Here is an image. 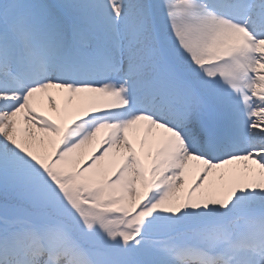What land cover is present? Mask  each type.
<instances>
[{
  "label": "snow or ice",
  "instance_id": "obj_1",
  "mask_svg": "<svg viewBox=\"0 0 264 264\" xmlns=\"http://www.w3.org/2000/svg\"><path fill=\"white\" fill-rule=\"evenodd\" d=\"M0 264H264V0H0Z\"/></svg>",
  "mask_w": 264,
  "mask_h": 264
},
{
  "label": "rangeland",
  "instance_id": "obj_2",
  "mask_svg": "<svg viewBox=\"0 0 264 264\" xmlns=\"http://www.w3.org/2000/svg\"><path fill=\"white\" fill-rule=\"evenodd\" d=\"M59 103L61 104V106H63L64 103H65L64 99L63 98H60Z\"/></svg>",
  "mask_w": 264,
  "mask_h": 264
}]
</instances>
